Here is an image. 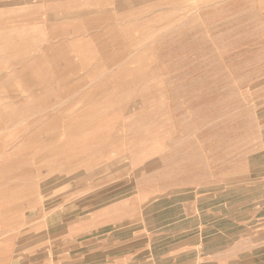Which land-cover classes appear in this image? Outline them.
I'll return each mask as SVG.
<instances>
[{
	"label": "crops",
	"instance_id": "0c3cea01",
	"mask_svg": "<svg viewBox=\"0 0 264 264\" xmlns=\"http://www.w3.org/2000/svg\"><path fill=\"white\" fill-rule=\"evenodd\" d=\"M142 4L163 6L150 21L165 22L150 29L147 64L130 38L139 29L105 22L98 28L92 19L86 33L90 52L101 53L92 67L102 71L101 90L77 96L84 100L78 116L90 119L69 132L85 134L75 142L86 150L90 133H107L98 164L105 182L94 188L74 180L38 190L36 199L28 188L0 189V229L9 228L0 232V264H264V144L239 153L238 169V144L254 140L258 123L245 119L239 126L235 110L243 83L236 70L264 68V15L256 0H132L122 10ZM142 67L164 74L149 79L148 98L139 88ZM106 69L122 72L110 79ZM141 100L166 102L158 107L165 112L153 116L178 118L176 132L183 134L170 139L169 149L165 141L160 154L156 137L138 136L141 116L151 115L141 112ZM188 123L208 135L188 139ZM222 180L230 187L222 188ZM46 230L52 263L45 257Z\"/></svg>",
	"mask_w": 264,
	"mask_h": 264
},
{
	"label": "rangeland",
	"instance_id": "374dc122",
	"mask_svg": "<svg viewBox=\"0 0 264 264\" xmlns=\"http://www.w3.org/2000/svg\"><path fill=\"white\" fill-rule=\"evenodd\" d=\"M119 1L121 5L118 0H0V189L28 188L32 198L36 199L38 190L52 192L54 188L68 187L74 180L82 185L87 182L88 186L94 182V188L105 182L100 177L98 164L102 161L99 152L101 147L106 146L107 133H90L92 147L86 150L84 142L79 145L75 142L77 136L85 134L69 132L78 126L83 127L85 121L90 119L78 116L83 112L80 109L84 100L77 99V96L85 92L99 93L101 90L99 81L102 71L92 68L96 62H100L101 53L90 52L92 42L90 37L86 38L90 30L88 27L93 19V26L98 28L105 22L114 28L139 29L140 36L133 38L131 35L130 38L142 51V65H145L150 62L149 54L145 51H148L149 42L154 39L149 35L153 32L150 29L155 24L165 23L150 21L155 10L159 11L163 6L150 8L142 4L133 11L130 5V11L124 13L123 2L132 0ZM256 2L258 15H264V0ZM192 7L188 12L196 11L197 6ZM256 11H250V15L257 16ZM261 24L264 25V20H261ZM259 42L264 49V38ZM139 71L142 95L152 91L150 78L164 77L159 71L153 73L148 68L142 67ZM121 72L117 69L104 71L110 79ZM236 76L237 82H243L237 85L236 120L239 119V126L245 123V119L248 122L251 119L253 124L258 123L252 135L254 140L248 141V144H238L239 154L249 150L252 143L264 144V68L238 69ZM86 78L89 80L86 81ZM110 87L107 86L106 90L109 91ZM112 87L115 88V85ZM142 97L148 98V95ZM165 103L141 100V112L151 115L141 116L138 136L148 140L156 137L157 146L161 144L157 148L158 154L169 149L172 137L174 139V136L183 134L176 132L181 128L177 117H173L172 121L168 116H153L154 112H165L158 109ZM187 127L190 132L185 135L194 142L208 135L193 131L196 127L189 123ZM171 128L174 131L170 132ZM165 141L168 146L163 148ZM148 142H141L142 150ZM130 143L126 148L129 149ZM175 143L171 144L173 148L178 144ZM96 154L99 155L97 161ZM242 155H237L238 169L241 167L240 160L244 158ZM221 185L222 188L224 185L230 187L228 181L222 180ZM143 198L147 196L141 198L142 202ZM6 229L9 228L2 227L0 232H8ZM0 238L5 240V236ZM50 240L46 230L45 257H48L46 261L52 263L55 253ZM33 241L30 239V243Z\"/></svg>",
	"mask_w": 264,
	"mask_h": 264
},
{
	"label": "bare ground",
	"instance_id": "6f19581e",
	"mask_svg": "<svg viewBox=\"0 0 264 264\" xmlns=\"http://www.w3.org/2000/svg\"><path fill=\"white\" fill-rule=\"evenodd\" d=\"M103 197H104V196H103ZM99 199H100V198H99ZM102 199H103V198H102ZM95 206H96V205H95ZM101 211H102V210H101ZM99 212H100V211H99ZM104 212H105V211H104ZM91 215H92V214H91ZM93 215H94V214H93ZM82 216H83V215H82ZM118 218H119V217H118ZM111 219H112V218H111ZM103 220H104V219H103ZM87 231H88V230H87ZM87 231H86V232H87Z\"/></svg>",
	"mask_w": 264,
	"mask_h": 264
}]
</instances>
